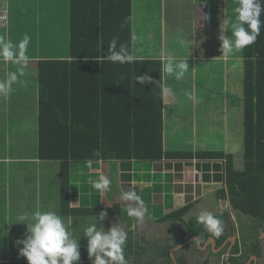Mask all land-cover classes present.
Masks as SVG:
<instances>
[{
  "label": "crops",
  "instance_id": "obj_1",
  "mask_svg": "<svg viewBox=\"0 0 264 264\" xmlns=\"http://www.w3.org/2000/svg\"><path fill=\"white\" fill-rule=\"evenodd\" d=\"M238 3L239 0H132L136 59H158L163 64L171 54L189 64L181 80L163 71V131L167 153L224 151L232 153L235 160V152L244 150V49L224 56L218 38L222 20L235 19ZM9 8V26L0 29V35L13 43L21 41L25 34L31 39L25 75L19 77L20 82L12 86L9 95H0V251L7 254L6 257L0 254V264L28 262L21 256L10 257L12 251L23 246L17 241L27 234V225L19 223L20 215H26L30 221L36 210L56 212L70 222L73 237L79 241L80 249L86 250L84 231L98 220V216L62 215L61 165L40 158L38 64L43 60L70 59V0H9ZM201 16L207 19H200ZM226 34L231 36L230 29ZM55 42H65L61 52L56 51ZM18 70L19 66L0 58V80L9 71ZM88 105L86 117L80 105L70 111V120L98 119L94 111L97 102ZM238 123L242 126L241 134L235 131ZM181 137L189 140L181 141ZM235 166L239 168L236 160ZM225 169L224 160H204L198 156L189 161L165 158L161 162L72 164L71 207L120 206L121 216L109 215L98 221L97 226L107 230L117 224L127 233L133 231L140 240L151 241L153 231L159 233L160 227L165 226V232L173 225L161 220L189 202L193 204L189 219L198 218L202 211L216 216L228 212L229 201L219 196L226 188ZM101 174L111 180L109 189L103 192L88 183L90 178L96 179ZM129 190L142 197L146 209L142 219L128 215L129 204L136 205L122 200L121 192Z\"/></svg>",
  "mask_w": 264,
  "mask_h": 264
},
{
  "label": "trees",
  "instance_id": "obj_2",
  "mask_svg": "<svg viewBox=\"0 0 264 264\" xmlns=\"http://www.w3.org/2000/svg\"><path fill=\"white\" fill-rule=\"evenodd\" d=\"M132 11V0H70V59L43 60L38 64L40 158L61 165L62 215L94 217L102 211H106L107 216L123 214L120 206L112 209L72 208V164L161 162L165 158L189 161L197 156L204 160H224L226 188L219 196L229 201L230 209L218 216L224 226L219 237H214L198 223V218L189 219L193 209L189 202L161 220L173 224V233L165 240L164 250L158 247L154 250L151 241L140 240L129 231L125 256L130 264H146L145 258L147 264H175L171 253L183 245V249L174 255L177 264H190V251L198 258L192 264H246L250 259L260 264L264 259L261 239L264 234V29L254 44L244 48L245 169H240L235 166L233 154L224 151L165 152L162 61L135 59L132 63L119 64L103 59L113 37L126 44L133 53ZM145 73L153 82L141 85L136 76ZM91 102H97L94 111L98 119L70 120V111L80 105L86 117ZM97 151L99 156L95 155ZM236 229L240 231L241 239L231 262H227L226 251L219 255L215 254L217 252L207 254L193 241L199 239L204 245L212 239L217 250L229 236L235 235ZM190 241L193 242L185 246ZM80 253L77 264H92L88 250L80 249Z\"/></svg>",
  "mask_w": 264,
  "mask_h": 264
},
{
  "label": "clouds",
  "instance_id": "obj_3",
  "mask_svg": "<svg viewBox=\"0 0 264 264\" xmlns=\"http://www.w3.org/2000/svg\"><path fill=\"white\" fill-rule=\"evenodd\" d=\"M235 19L225 17L220 25L219 40L221 42L222 55L227 56L235 51L242 50L252 45L264 29V0H239L234 9ZM200 19H207L201 16ZM198 16L196 14V24ZM123 27V25H121ZM230 29L231 36L226 33ZM30 37L25 34L18 43H13L4 35H0V58L19 66L18 71H9L4 79L0 80V95L7 96L12 91V86L19 83V77L25 75L30 57L27 48ZM188 43V42H183ZM193 43V42H192ZM190 43V44H192ZM190 46V45H189ZM104 60L112 63H132L136 57L129 47L113 37L107 45V54ZM189 64L184 60H178L174 55H167L162 64V70L175 79L181 80L188 70ZM136 81L141 85L153 82L152 77L145 73L136 76ZM167 91V90H165ZM191 98V95H190ZM96 156L100 152L95 153ZM89 166L91 161L88 162ZM88 183L98 191L108 190L111 180L105 175H99L96 179H89ZM121 199L130 203L127 212L129 216L142 219L144 215V203L142 197L135 191H122ZM107 212L99 213L96 223L88 226L84 231L87 238L88 255L92 264H130L125 256L127 232L123 226L113 224L110 229L105 230L103 226L98 227V221L107 219ZM19 223L27 225L26 237L18 240L19 255L25 257L28 264H77L81 259L80 243L73 237L70 230V222L54 211L36 210L29 221L26 215L18 217ZM198 223L203 224L207 231L214 237H219L223 230V221L209 211H202L198 217Z\"/></svg>",
  "mask_w": 264,
  "mask_h": 264
},
{
  "label": "rangeland",
  "instance_id": "obj_4",
  "mask_svg": "<svg viewBox=\"0 0 264 264\" xmlns=\"http://www.w3.org/2000/svg\"><path fill=\"white\" fill-rule=\"evenodd\" d=\"M54 44H57L55 45L58 49L56 51H62L64 49V46H65V42H55ZM62 47V48H61ZM217 108H220V106H218ZM221 109V108H220ZM235 127V126H233ZM235 131L237 134H241L242 133V126H240V123L237 124V127H235ZM181 141H186V140H189V138L187 137H181L179 138ZM196 140V139H194ZM239 139H237L238 141ZM224 142V141H223ZM244 151V150H243ZM242 150L240 151H237L235 152V160H236V164H238L239 168L240 169H245V160H244V152ZM52 187L54 188V184L52 185ZM61 189V185L59 187ZM215 211H217V208H215ZM194 215V213H192ZM215 214V213H213ZM170 228H172V226H168ZM162 228V229H161ZM167 227H160V231L159 233L156 232V231H153L151 234H150V239L151 240V243L154 244V250L157 249H160V250H164L163 247H166V239L169 238L171 236V234L173 233V230L168 228L165 232L164 230L166 229ZM155 234V236H154ZM262 243L264 245V234L262 235ZM191 252V251H190ZM0 254L1 256H5L6 257V251H0ZM208 254V253H207ZM153 255V253H152ZM19 250L18 251H12V254H11V258H17L19 257ZM22 259H26L25 257H20ZM148 259H151L150 257ZM157 259V258H156ZM189 259H190V262L192 263L194 260H198V258L192 253L190 254L189 256ZM27 260V259H26ZM145 261H146V264H147V259L145 258ZM260 264H264V259L262 261H260Z\"/></svg>",
  "mask_w": 264,
  "mask_h": 264
},
{
  "label": "flooded vegetation",
  "instance_id": "obj_5",
  "mask_svg": "<svg viewBox=\"0 0 264 264\" xmlns=\"http://www.w3.org/2000/svg\"><path fill=\"white\" fill-rule=\"evenodd\" d=\"M236 217V216H235ZM237 226H238V229H239V224H237ZM238 229H236V233H235V235L234 236H229L225 241H224V243H223V245L221 246V247H219V249H217V250H215L216 249V247H217V245H215V247H213V241L214 240H208V242L206 243V244H204V245H201V246H199V249L200 250H202L203 252H205V253H210V252H218V253H215L216 255H219L221 252H224V251H226V255H227V253H229L228 251H231V250H233V252H234V250H235V247L237 246V244H238V242H239V239H241V235H240V231L238 230ZM192 243V242H191ZM191 243H189V244H191ZM188 244V245H189ZM207 245H208V247H207ZM181 246H183V245H181ZM181 246H179V247H181ZM179 247H176V249H173V251L172 252H176L177 253V251L176 250H179ZM205 247H207V249H205ZM222 250V251H221ZM220 252V253H219ZM175 253V254H176ZM194 254L195 255V253H194V251L193 252H190V254ZM174 254V255H175ZM190 254H189V256H190ZM189 256H188V261H189V263L190 264H192L191 262H190V259H189ZM176 260V259H175ZM246 264H258V262L256 261V262H253V259H250Z\"/></svg>",
  "mask_w": 264,
  "mask_h": 264
},
{
  "label": "built area",
  "instance_id": "obj_6",
  "mask_svg": "<svg viewBox=\"0 0 264 264\" xmlns=\"http://www.w3.org/2000/svg\"><path fill=\"white\" fill-rule=\"evenodd\" d=\"M9 17H10L9 0H0V28L8 27Z\"/></svg>",
  "mask_w": 264,
  "mask_h": 264
},
{
  "label": "water",
  "instance_id": "obj_7",
  "mask_svg": "<svg viewBox=\"0 0 264 264\" xmlns=\"http://www.w3.org/2000/svg\"><path fill=\"white\" fill-rule=\"evenodd\" d=\"M193 241H196V242L198 243L199 246L202 245V242H201L199 239H195V240H193ZM193 241L188 242L187 244H185V246L188 245L189 243L193 242ZM215 245H216V243H215V241H213V247H215ZM185 246H184V247H185ZM207 247H208V245H207ZM207 247H205V249H207ZM181 249H183V246H181ZM181 249H179V250H181ZM179 250H176V251L178 252ZM221 251H222V250H221ZM228 252H229V253H227V262H231L232 255H233V250L228 251ZM175 253H176V252H175ZM175 253L172 252V253H171V257L174 259L173 261L175 262V264H177V262H176V260H175V257H174V254H175ZM217 253H218V252H217ZM219 253H220V252H219Z\"/></svg>",
  "mask_w": 264,
  "mask_h": 264
}]
</instances>
